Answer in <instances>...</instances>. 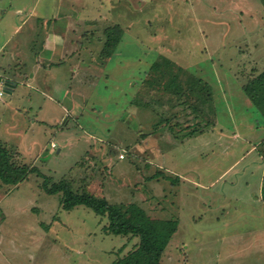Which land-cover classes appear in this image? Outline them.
Listing matches in <instances>:
<instances>
[{"label":"rangeland","instance_id":"obj_1","mask_svg":"<svg viewBox=\"0 0 264 264\" xmlns=\"http://www.w3.org/2000/svg\"><path fill=\"white\" fill-rule=\"evenodd\" d=\"M68 4L79 51L59 69L76 62L83 78L72 83L63 74L51 91L41 82L47 58L60 60L68 49L46 50L36 20ZM10 5L29 19L0 50V74L16 82L0 98V140L38 170L17 185L0 179V264H114L135 246L138 236L107 232V215L86 205L65 209L62 192L46 191V178L65 175L81 186L83 171L110 202L177 220L164 264H264V167L252 148L264 138V116L244 90L264 70V2L0 0ZM59 18L48 28L64 32L67 16ZM116 23L122 39L104 56L105 28ZM4 34L0 28V45ZM163 54L211 84L210 110L195 109L197 95L145 85ZM74 87L78 105L66 122Z\"/></svg>","mask_w":264,"mask_h":264},{"label":"trees","instance_id":"obj_2","mask_svg":"<svg viewBox=\"0 0 264 264\" xmlns=\"http://www.w3.org/2000/svg\"><path fill=\"white\" fill-rule=\"evenodd\" d=\"M262 1L264 2V0ZM122 35L123 29L119 23L106 26L101 51L104 56L109 57L116 51ZM158 57L152 61L145 72V85L147 84L154 89L162 88L172 94L197 95V98L200 99H197L194 103L196 105L195 109L202 111L203 105H207L210 110L214 97L211 84L195 72L189 71L171 59V57L164 54ZM244 90L264 116V70L248 81L244 85ZM138 97L141 98V92L138 93ZM148 105L152 104L148 103ZM205 112L208 113L207 110ZM207 113H205V117L212 125L213 121L207 117ZM201 119L203 121L204 118ZM200 130L201 128L197 131ZM197 131L192 129L188 135H193ZM262 143L264 144V138ZM37 170L36 166L22 163L19 152L0 140V179L3 183L17 185L25 180L31 172ZM82 174L84 178L81 186H77V181L73 180L70 175H65L60 180L51 182L46 178L45 189L51 194L62 192L61 205L65 209L86 205L98 214L107 215L108 223L105 225L107 232L131 234L139 237V241L135 246L116 259L114 264H164L165 248L177 229V220L152 216L144 207L135 202L112 203L104 194H97L93 191L89 174L88 177H85L87 173L84 171ZM101 184L102 192L103 182H99V185ZM262 190L264 200V185Z\"/></svg>","mask_w":264,"mask_h":264},{"label":"crops","instance_id":"obj_3","mask_svg":"<svg viewBox=\"0 0 264 264\" xmlns=\"http://www.w3.org/2000/svg\"><path fill=\"white\" fill-rule=\"evenodd\" d=\"M62 8H63V9H61L62 11L58 12V7H54V9H52V15H53L52 18H50V16H49V18H48V16H43L41 19L36 20L37 30L35 32L37 34H39L41 31H44V34H42L41 39H42L43 47L46 50H48L50 52H54V51H57L61 47L68 49V51H64V52L62 51L61 52V56L59 58L60 60H54L51 57L47 58V65L50 67V69L47 70L48 71L47 73L43 74V76L41 77L43 79V81H41V82L43 85H45V87L48 90H51V91L56 90L58 88L59 82H56V81H58L62 77L63 74L64 75L68 74L70 81L72 83L77 82L78 80L81 79V77L83 78L82 72L79 71V69L77 68V66L75 64L76 62H74L70 66V68L67 71L68 73L65 72V70H63V69L62 70L59 69L61 67L63 61L65 60L64 58H66V56L68 54L71 53L72 55H75L76 53L78 54V51H79L78 45L72 46V44L76 43L75 41H79V40L72 38V34H74L76 32V29L74 26L75 20L73 18H71V16L69 18V14L72 15V14H75L76 12H74L73 8H70L69 4H68V7H62ZM31 13L32 12H30L29 15H31ZM24 15H25V13L23 12V8H12L11 5L8 6L7 8L0 7V28H2L4 30V33H5L4 34V40H3L4 42H3V44L0 45V50H4L5 46L11 42V39L16 34H18V32L22 29L23 23H25V24L28 23L27 20L29 18L27 19L26 17H24ZM64 15H66L67 19H68L66 30L64 32L61 30H51L48 28L49 26H51L50 23L52 22L51 20L53 18H55V22H57L60 19L59 17H62ZM19 17L21 18V20H19ZM90 21H94V20H90ZM38 24L42 25V28L40 30H38ZM43 28H46V29L43 30ZM52 29H54V28L52 27ZM27 34H29V33L27 32L26 35ZM68 41H70V45L65 46ZM101 44H102V40H101ZM100 53H102V52L100 51ZM37 65H41V67H42V65L44 66L45 64L39 62V60H38ZM17 74H19V73H17ZM33 77H35V73H33ZM85 78H87V77H85ZM10 80H11V83H10V89L9 90L12 92L15 85H16V82L12 78ZM55 82H56V84H55ZM75 89H76V87L73 88V92H72V89H69V92L67 93V97L69 99L71 97H74V101L70 104V106L72 108L71 109L69 108V111L67 112L66 108L63 107L66 112H64L62 118L65 117L64 119L66 122L68 121L69 117L71 116V113H73L72 111L74 109H76V107L78 105V103L76 102V99H75V92H74ZM72 93H74V94H72ZM216 122H217V119H216ZM174 129H175V127H174ZM165 132L168 133V131H165ZM169 134H170L171 138L174 139L172 136L173 134H171V133H169ZM246 135L250 136V133H247ZM236 137H240L238 132H236ZM262 139H260V141H259L260 144H258V146H259L258 148H256V147H252V148H254V150H258V153H259L258 162L260 164H262L264 167V156H263V151L261 150ZM173 141H175V139ZM3 142H5V141H3ZM174 145H176V144H174ZM236 161H238V160H236ZM252 161L257 162V159L252 160ZM233 165H234V163H233ZM261 176L263 177V179L261 177L259 185H260V187H263V185H264L263 184L264 169H262Z\"/></svg>","mask_w":264,"mask_h":264},{"label":"built area","instance_id":"obj_4","mask_svg":"<svg viewBox=\"0 0 264 264\" xmlns=\"http://www.w3.org/2000/svg\"><path fill=\"white\" fill-rule=\"evenodd\" d=\"M6 78H4L1 74H0V98L3 97V95L5 94V83H6ZM120 158H124L125 157V154L123 152H121L119 154Z\"/></svg>","mask_w":264,"mask_h":264},{"label":"water","instance_id":"obj_5","mask_svg":"<svg viewBox=\"0 0 264 264\" xmlns=\"http://www.w3.org/2000/svg\"><path fill=\"white\" fill-rule=\"evenodd\" d=\"M10 83H11V80L10 79H7L6 80V83H5V89L6 90H9L10 89Z\"/></svg>","mask_w":264,"mask_h":264}]
</instances>
